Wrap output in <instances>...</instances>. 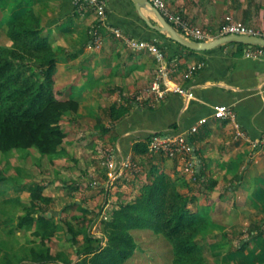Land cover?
Listing matches in <instances>:
<instances>
[{
  "label": "rangeland",
  "instance_id": "rangeland-1",
  "mask_svg": "<svg viewBox=\"0 0 264 264\" xmlns=\"http://www.w3.org/2000/svg\"><path fill=\"white\" fill-rule=\"evenodd\" d=\"M247 3L252 5L251 13L255 18L253 22L245 21L243 15L228 12L221 23L231 15L249 26L264 29V0H244V4ZM256 5H259L258 10ZM7 13L8 11H0V45L12 44L6 33L8 23L2 19ZM42 22L44 25L49 23L43 19ZM219 28L217 26L213 30ZM55 33L56 37L50 35L54 52L65 59L56 67L54 77L57 88L68 90L73 86L76 92L73 96L79 99L80 107L77 113L65 117L63 125L67 130V137L59 153L43 154L36 147L0 152V165L9 177V182H0V264H29L31 247L53 254L64 252L72 261L77 262L85 256L78 251L88 244L106 246L108 234L103 230L104 220L112 219L113 211L122 204L134 202L141 193V187L148 181L150 164L147 159L143 161L139 158L135 160L139 163L140 171L128 169L111 181L110 167L104 162L103 154L114 149L117 139L112 140L114 133L104 132V127L114 129L117 124L115 119L107 115L108 107L114 104L128 106L126 100L129 97L137 96L151 85L156 73L160 71L155 56L147 50L135 51L125 42L118 44L119 51L107 52L105 44L93 49L89 47L87 36ZM144 51L147 60L152 63L155 61L156 69L153 78L148 77L139 82V79H135V68H128L124 63L135 53ZM151 98L155 99V96L152 95ZM133 99L137 98H132V102L135 101ZM153 103L159 104L157 101ZM157 159L164 171L174 179L178 191L198 194L200 203L198 188H201V180L198 181L184 168L176 170L172 159L166 156L158 155ZM33 183L45 186L43 194L52 199L45 207L58 225L55 235L46 243H42L31 230L19 226L21 216L26 213L23 205L31 202L27 185ZM75 202H80L91 212H83ZM205 213L211 216L209 211L206 210ZM259 215L253 213L254 217L263 216ZM84 216L87 218L85 222L82 221ZM234 218L236 216L230 222L235 221ZM213 220L215 227L210 231L207 239L210 246L205 251L208 264H264V260L256 258L259 245L250 249V244L246 243V250H236L249 236L245 227L240 229L241 223L233 225L237 226L235 228L229 226L227 221L223 222L227 227H222L218 221ZM237 220H240L238 216ZM70 227L79 232L75 236L76 243ZM84 228H88L96 240L88 241ZM130 233L137 246L133 254L121 264L172 263V244L163 234L152 228H132ZM261 243L263 247L264 241ZM89 257L91 255L87 256Z\"/></svg>",
  "mask_w": 264,
  "mask_h": 264
},
{
  "label": "crops",
  "instance_id": "crops-1",
  "mask_svg": "<svg viewBox=\"0 0 264 264\" xmlns=\"http://www.w3.org/2000/svg\"><path fill=\"white\" fill-rule=\"evenodd\" d=\"M74 1L33 0L41 18L51 22L46 26L53 37L56 31L59 35L76 33L88 37V30L99 24L107 52L119 51L118 44L124 42L117 39L111 28H120L137 39L156 41L164 49L168 62L178 63L177 70L170 75L172 83L194 93V98L187 99L169 91L152 108L133 106L116 124L120 135L114 149L118 158L132 153L134 142L150 133H188L199 119L208 117V122L202 124L198 132L189 134L194 146L195 170L201 176L199 208L204 213L209 211L222 227L227 221L229 226L241 223L240 229L245 227L249 235L245 238L250 244L248 248L259 245L257 254L254 253L258 260H264V246L261 245L264 241V146L253 147L248 141L236 138L232 122L213 117L216 105H231L250 139L264 140V57L245 56L247 44L238 42H225L194 53L184 50L167 33L157 30L162 23L151 8L138 9L133 0H107L105 23L99 22V14L95 11L78 13ZM166 1L173 10L182 12L212 34L213 40L223 37L219 35L220 28L216 31L213 28L223 25L221 22L228 12L243 15L247 22L255 19L252 5L244 4V0ZM256 7L258 10L259 5ZM146 57L145 51L138 52L124 63L128 68H135L136 81L153 78L156 63ZM198 62H204V66L187 76L189 66ZM172 161L176 170H183L181 162ZM253 213L263 216L254 217ZM235 216V221L230 222Z\"/></svg>",
  "mask_w": 264,
  "mask_h": 264
},
{
  "label": "trees",
  "instance_id": "trees-1",
  "mask_svg": "<svg viewBox=\"0 0 264 264\" xmlns=\"http://www.w3.org/2000/svg\"><path fill=\"white\" fill-rule=\"evenodd\" d=\"M0 11H8L2 19L8 23L6 33L12 41L11 45H0V152L36 147L43 154H57L67 137L63 125L65 117L77 113L80 107L79 99L73 96L76 93L73 86L68 90H60L56 85V67L65 59L55 54L50 30L43 24L33 0H0ZM92 29L88 30L89 42ZM117 39L122 40L119 37ZM152 42L164 52L158 42ZM179 46L189 52H196L181 44ZM132 98L135 96L126 100L128 106L114 104L108 107L107 115L119 122L135 105L153 107L147 103L132 102ZM111 131L114 133L111 139H118L120 134L116 128L104 127V132ZM151 135L140 138L132 145L133 157L143 161L147 159L150 164L148 181L141 187V193L134 202L122 204L113 211L112 219L104 220L107 245L88 244L78 251L85 256L77 262L64 252L53 254L31 247L29 264H121L133 254L137 246L130 233L132 228H152L163 234L172 244L171 264H208L205 251L210 246L207 239L215 222L200 210L198 194L178 191L174 179L158 161V155L149 151ZM195 175L200 181V173L196 171ZM0 182H9L1 165ZM27 188L31 193V202L23 205L26 213L21 216L19 226L31 230L42 243H46L58 229L57 222L49 216L45 207L52 199L43 194L45 186L41 183L28 184ZM75 205L83 212H91L80 202H75ZM86 219L84 216L82 221ZM70 231L76 243L75 236L79 232H75L72 227ZM83 231L88 241L95 239L88 228ZM246 243L236 250L243 251Z\"/></svg>",
  "mask_w": 264,
  "mask_h": 264
},
{
  "label": "built area",
  "instance_id": "built-area-1",
  "mask_svg": "<svg viewBox=\"0 0 264 264\" xmlns=\"http://www.w3.org/2000/svg\"><path fill=\"white\" fill-rule=\"evenodd\" d=\"M154 7L158 8L162 15L178 30L184 37L194 41H211L214 36L206 31L203 27L193 23L183 14L173 10L166 0H148ZM76 11L80 14L92 10L99 14V22L105 23L106 20V7L107 0H75ZM111 31L116 37L121 38L127 45L135 51L147 50L155 56L159 63L160 71L156 73L155 78L151 85L135 96V102L147 103L150 106H155L154 101H162L166 93L173 91L179 95L191 99L194 98V93L189 88L176 85L172 83L170 75L177 70L178 63L172 65L168 62L165 53L162 49L152 41L141 40L126 35L120 28H111ZM92 39L89 47L93 49L101 48L103 45V36L99 29V24L95 25L91 31ZM229 34H238L242 36H257L264 38V29L249 26L241 20L235 19L233 16L228 15L225 22L219 29V35L225 36ZM245 56L249 58H262L264 57V46L262 45H247L244 50ZM204 62H198L189 66L187 76L194 73L196 70L201 69ZM154 95L155 99L151 96ZM140 104V103H138ZM213 117L230 121L236 128V138L248 141L253 147L264 146V140L255 141L251 140L247 132L241 127L237 121V113L231 105L219 104L214 107ZM208 117L199 119L189 130L188 133H180L176 131H158L153 132L148 142L149 151L155 155H163L172 160L181 162L183 168L195 176L194 166V146L192 145L189 134L198 132L202 124L207 123ZM104 162L107 167H110V176L116 179L119 173L131 169L132 171H140L139 163L136 162L132 153L121 156L113 150H107L103 154ZM112 183V182H111ZM114 183V182H113ZM108 187V186H107Z\"/></svg>",
  "mask_w": 264,
  "mask_h": 264
},
{
  "label": "water",
  "instance_id": "water-1",
  "mask_svg": "<svg viewBox=\"0 0 264 264\" xmlns=\"http://www.w3.org/2000/svg\"><path fill=\"white\" fill-rule=\"evenodd\" d=\"M136 7L141 9L142 7L151 8L160 18L162 26H157V30L167 33L174 41L178 42L182 46L191 50H208L216 45L223 44L225 42H238L247 45H262L264 46V38L257 36H242L238 34H229L221 38L211 41H194L184 37L176 28L162 15L160 10L154 7L148 0H133Z\"/></svg>",
  "mask_w": 264,
  "mask_h": 264
}]
</instances>
